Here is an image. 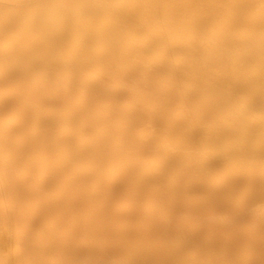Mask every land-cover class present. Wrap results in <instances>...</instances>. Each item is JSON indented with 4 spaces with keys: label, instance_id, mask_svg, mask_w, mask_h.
Wrapping results in <instances>:
<instances>
[{
    "label": "bare ground",
    "instance_id": "6f19581e",
    "mask_svg": "<svg viewBox=\"0 0 264 264\" xmlns=\"http://www.w3.org/2000/svg\"><path fill=\"white\" fill-rule=\"evenodd\" d=\"M0 264H264V0H0Z\"/></svg>",
    "mask_w": 264,
    "mask_h": 264
}]
</instances>
